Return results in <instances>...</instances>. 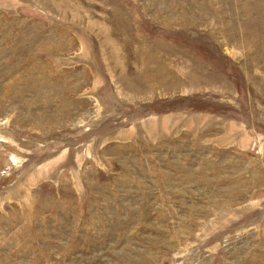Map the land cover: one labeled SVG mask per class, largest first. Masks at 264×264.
<instances>
[{
	"label": "rangeland",
	"instance_id": "1",
	"mask_svg": "<svg viewBox=\"0 0 264 264\" xmlns=\"http://www.w3.org/2000/svg\"><path fill=\"white\" fill-rule=\"evenodd\" d=\"M0 264H264V0H0Z\"/></svg>",
	"mask_w": 264,
	"mask_h": 264
}]
</instances>
